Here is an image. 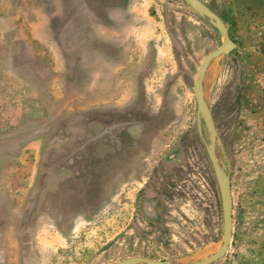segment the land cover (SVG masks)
I'll return each instance as SVG.
<instances>
[{
	"label": "rangeland",
	"instance_id": "1",
	"mask_svg": "<svg viewBox=\"0 0 264 264\" xmlns=\"http://www.w3.org/2000/svg\"><path fill=\"white\" fill-rule=\"evenodd\" d=\"M109 1L0 0V264L172 260L221 237L193 89L221 36L183 0ZM201 1L236 44L206 86L233 198L210 264H264V0ZM67 9L89 28H61ZM169 153L182 188L150 227L138 192Z\"/></svg>",
	"mask_w": 264,
	"mask_h": 264
},
{
	"label": "water",
	"instance_id": "2",
	"mask_svg": "<svg viewBox=\"0 0 264 264\" xmlns=\"http://www.w3.org/2000/svg\"><path fill=\"white\" fill-rule=\"evenodd\" d=\"M194 12L209 23L221 36L220 45L208 52L201 59L193 80L194 97L196 103L197 130L206 149L208 159L216 179L222 208V234L215 247L204 253L191 257L186 256L172 260H155L143 256L131 257L115 264H210L222 258L231 242L233 216L230 178L227 169V160L224 158L221 142L213 122L209 96L207 93V79L211 68L218 61L235 48V42L230 38L227 26L221 18L201 0H183ZM202 124L207 133L208 142L203 138Z\"/></svg>",
	"mask_w": 264,
	"mask_h": 264
},
{
	"label": "flooded vegetation",
	"instance_id": "3",
	"mask_svg": "<svg viewBox=\"0 0 264 264\" xmlns=\"http://www.w3.org/2000/svg\"><path fill=\"white\" fill-rule=\"evenodd\" d=\"M121 124H114L111 127H106L105 133L109 132V130L117 129ZM113 140L115 143L119 137L118 134H112ZM165 163L172 164V167L167 166L166 164H162L158 167L159 173L158 177L147 178L144 181V185L142 186V190L138 192V203L141 208V212L144 217L149 220L150 227H160L161 222V213L168 206V196H170L174 192H178L182 185L178 183L180 170L176 163L180 162V157H177L175 153H169L166 157ZM166 169L170 170V173L166 171ZM172 171V172H171ZM181 177V176H180ZM176 178V181H175ZM136 201V199H135ZM55 209V208H54Z\"/></svg>",
	"mask_w": 264,
	"mask_h": 264
},
{
	"label": "trees",
	"instance_id": "4",
	"mask_svg": "<svg viewBox=\"0 0 264 264\" xmlns=\"http://www.w3.org/2000/svg\"><path fill=\"white\" fill-rule=\"evenodd\" d=\"M111 2L112 1L110 0L109 3H111ZM65 3H66V0H65ZM117 3H119L118 0H117ZM111 4H110V6H108L109 8L116 7V5L112 6L114 3L112 5ZM103 15H104L103 12H100L99 11V12H96L93 16L94 17L97 16V18H98V16L104 18ZM106 16H108L107 13H106ZM109 16H110V13H109ZM109 16H108V19H105V20H107L106 22L113 23V19L111 17H109ZM87 19H89V18H87V16L81 17L80 15H78V14H76L74 12L72 13L71 11H69L67 9V11L64 14V19L59 20L58 25L60 24L59 26H61V28L67 29V28L71 27V25L73 24L72 25L73 26V29H80V28H82L84 26V28L86 30V29L89 28V26L84 23L85 21H87Z\"/></svg>",
	"mask_w": 264,
	"mask_h": 264
},
{
	"label": "crops",
	"instance_id": "5",
	"mask_svg": "<svg viewBox=\"0 0 264 264\" xmlns=\"http://www.w3.org/2000/svg\"><path fill=\"white\" fill-rule=\"evenodd\" d=\"M111 18L114 20V16H113V14L111 15ZM263 104H264V101H263ZM264 115V110H263V112L261 113V115ZM258 125V126H260L261 127V130L264 132V130H263V128H264V121L261 119V121L259 120V118H258V120H255L254 121V126H256V125ZM264 135V134H263ZM118 139H119V137H118ZM117 139V140H118ZM229 178H230V174H229ZM230 189H231V180H230ZM231 196H232V192H231ZM232 216H233V198H232Z\"/></svg>",
	"mask_w": 264,
	"mask_h": 264
}]
</instances>
